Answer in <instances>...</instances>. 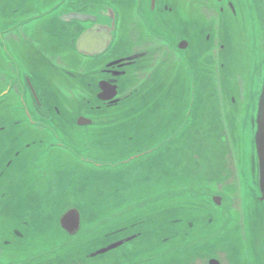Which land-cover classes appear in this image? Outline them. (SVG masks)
Here are the masks:
<instances>
[{
  "label": "flooded vegetation",
  "instance_id": "1",
  "mask_svg": "<svg viewBox=\"0 0 264 264\" xmlns=\"http://www.w3.org/2000/svg\"><path fill=\"white\" fill-rule=\"evenodd\" d=\"M261 25L264 0H0V264H264ZM229 53L251 75L226 98ZM200 65L223 82L217 103L199 102L212 86ZM203 108L208 126L217 110L222 132L196 128ZM172 153L191 169L174 192L137 176L136 163L154 158L163 172ZM53 181L65 183L61 198L92 200L90 211L66 203L56 224L39 222L51 209L27 212L26 189L49 193ZM73 209L75 235L60 225ZM53 228L64 242L50 240Z\"/></svg>",
  "mask_w": 264,
  "mask_h": 264
},
{
  "label": "rangeland",
  "instance_id": "2",
  "mask_svg": "<svg viewBox=\"0 0 264 264\" xmlns=\"http://www.w3.org/2000/svg\"><path fill=\"white\" fill-rule=\"evenodd\" d=\"M260 31H261V49H260V64H259V67H258V73L256 75L260 76L261 74L264 75V25H261L260 26ZM231 43V42H230ZM234 43H236L234 41ZM237 44V43H236ZM198 46H199V43H198ZM200 47V46H199ZM237 48V47H236ZM206 49L205 48H202L200 47V58L203 57V53L202 51H205ZM229 68L230 66H233L232 68H230L228 71L225 72V75L226 78H235L234 81L232 79V83L229 85V86H226L225 89L226 91H231V92H225L224 93V96L226 98H229L230 96L233 95V90L235 89V92H239V90L237 91L236 90V87H234L235 85L237 86L238 82H239V78L241 80H243L244 82L245 81H248V79L250 78V75H251V69L250 70H246V67H245V59L243 58V55H240L238 56V58L236 57V54L235 53H229ZM237 58V59H236ZM231 59H233V62L231 61ZM209 63H210V59L208 60ZM200 69L203 71V73H205L206 77L208 80H210V82L212 83V86H209V93H207V87L204 85V98H201L202 100L199 99V102L203 105V103L206 102V97L207 95L209 94L211 98H213V101L214 103H217L218 101V98H215V96L218 95V97H220V95L223 93L221 92V88H220V84L223 82H218V79L216 77V79L214 80L213 79V75H214V72H213V69H203V66L200 65L199 66ZM251 68V67H250ZM209 71V73H208ZM205 77L202 76V81H204ZM264 80V79H263ZM179 81V82H178ZM184 82H185V79L183 77H180L177 79V82L180 86L179 90H178V95L182 98L183 96H185V93H186V96L189 95L188 91H189V88H188V85L186 84V91H185V88H184ZM229 81H227L228 83ZM226 83V84H227ZM240 84V82H239ZM241 88V87H240ZM257 89V88H256ZM258 90V89H257ZM259 92V91H258ZM201 97V96H200ZM210 97H208L210 99ZM238 97V96H237ZM184 100H182L183 102ZM212 105V104H211ZM138 111H141V109H138ZM217 111V110H216ZM215 110H209V112L212 114V122L210 123V126L209 125V120L207 119L208 117H205V114H204V108L202 111H200L197 115V121H198V125L196 124V128H211V125L212 127L216 130L219 131V132H222L221 130V124H220V121H219V114L218 112H216ZM129 112V111H128ZM255 113H257V110H255ZM141 122V118L139 119H136L134 118L133 122H134V126L138 127L140 126L139 128H143V125L139 124V122ZM254 131L250 130L248 132V138L253 136V133ZM146 136V135H145ZM146 139V137L144 138V140ZM222 142V141H221ZM213 144L215 145H220L221 149H224V147L220 144V142L216 139V141H213L212 142ZM187 148V147H186ZM182 149V148H181ZM173 150H171L172 152ZM183 151V149L181 150V152ZM208 152H210V156L212 155L213 159H216V157L214 156V154L211 152V150H207ZM219 153V152H218ZM124 152H118V155H123ZM220 154V153H219ZM3 156L4 155H0V158L3 159ZM154 159V158H153ZM152 158H146L138 163H136L134 166H135V169L137 171V176L139 177H143L145 179V181H148L150 180V178H154L155 179V175H157V181H161L162 184L165 186V191L166 192H174L176 189V184L179 183L178 180L176 179L177 177L180 178V182L183 183V178L184 176H187L188 175V171L191 170L189 168V166L187 164L185 165H181L179 164V169L176 167L177 164L175 161L176 158L173 157V153L168 156H165L163 158V161L166 162L165 165H164V168H163V172H162V168L160 169V172L158 173V167H157V163H154L152 162L153 160ZM169 159V160H168ZM204 159V158H203ZM157 159H155V162H156ZM170 163V164H169ZM172 164H174L172 166ZM95 175H100L102 176L101 174H98V173H95ZM163 176L161 179L160 177ZM183 177V178H182ZM182 178V179H181ZM174 184V187H172ZM29 187L31 188V191L30 192V198H28L26 201H24L23 203V206L26 208V211L29 212V209L30 208H33V205L35 203V206H37L38 204H40V206L42 207V211H44L45 207L44 206V202H46L47 206L49 209H51V211H49V213H44V212H37V215H38V221L41 222L46 215H53L52 216V219H53V224H56V220L55 219L57 216V213L58 210L57 208L59 207V205H62V204H74V205H77L79 207H81L82 209H84V213L87 214L90 209V205L93 204V201L90 200V201H79V202H74L76 200H80V199H74L72 196L73 194H69L71 199L69 198H61L62 197V192L64 191L65 189V183L64 182H56V181H53L49 187V193L47 192V189L46 187L40 189V190H37L36 187L33 189L32 188V184H28V187L26 189V191L29 189ZM149 195H147L148 197ZM72 200V202L70 201ZM71 202V203H69ZM44 206V207H43ZM29 214V213H27ZM48 221L50 220V216H48ZM49 237H50V240L52 242H54V245L55 243L56 244H60L61 242H64L66 240V235H63L61 234V232H58L56 231L54 228L49 231ZM89 246V245H88Z\"/></svg>",
  "mask_w": 264,
  "mask_h": 264
},
{
  "label": "water",
  "instance_id": "3",
  "mask_svg": "<svg viewBox=\"0 0 264 264\" xmlns=\"http://www.w3.org/2000/svg\"><path fill=\"white\" fill-rule=\"evenodd\" d=\"M189 73H190V79H191L190 80L191 81L190 96H192V98H193L192 104L194 105V102H195V99L197 96V90H196L195 82L193 80L192 73L191 72H189ZM191 113H192V111L190 109L189 114L186 117V119L190 118ZM188 119L186 120L185 124L180 127L178 132L182 133V131L186 128V126L189 123ZM176 137H177V135L170 137L167 142L172 141ZM254 145L256 148L258 165H259V169H260V185L264 186V80L262 83L261 93H260L259 100H258V110H257V115H256V133L254 136ZM156 150H158V147H156L154 150L145 151L139 155L132 156L129 159L125 160L124 163H128L130 161H133V160L139 159L141 157L147 156L148 154H151L153 151H156ZM60 225L64 230L69 232V234L75 235L78 232L79 226H80V214H79V212L77 210L73 209L70 212L66 213L61 218ZM112 248H113V246L107 247V248L97 252L93 256L108 252V250H110Z\"/></svg>",
  "mask_w": 264,
  "mask_h": 264
},
{
  "label": "bare ground",
  "instance_id": "4",
  "mask_svg": "<svg viewBox=\"0 0 264 264\" xmlns=\"http://www.w3.org/2000/svg\"><path fill=\"white\" fill-rule=\"evenodd\" d=\"M129 41V40H128Z\"/></svg>",
  "mask_w": 264,
  "mask_h": 264
}]
</instances>
